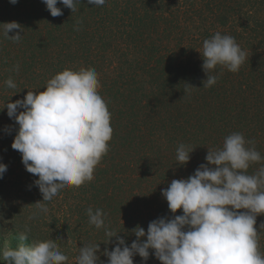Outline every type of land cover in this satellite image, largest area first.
I'll return each instance as SVG.
<instances>
[{"label":"trees","instance_id":"obj_1","mask_svg":"<svg viewBox=\"0 0 264 264\" xmlns=\"http://www.w3.org/2000/svg\"><path fill=\"white\" fill-rule=\"evenodd\" d=\"M57 7L63 15L53 17L42 0H0V23H19L9 35H22L13 42L0 31V163L7 166L0 234L10 235L14 248L26 228L25 243L52 239L66 264H76L84 244L99 245L107 264L103 253L113 250L116 237L108 242L103 228L89 224V207L102 209L105 224L130 247L134 228L147 232L151 221L173 215L162 190L207 164L208 149L222 147L228 135L242 133L264 157V0H106L101 7L81 0L75 12L58 0ZM216 32L234 37L247 58L236 73L217 66L211 73L217 82L203 87L202 45ZM80 68L98 74L113 129L108 151L92 181L60 190L43 202L46 214L29 219L43 197L33 183L38 176L11 147L18 125L4 106L44 91L64 69ZM9 78L16 88L6 86ZM181 143L194 149L184 165L175 159ZM262 165L264 159L251 164L248 174ZM262 222L264 214L255 225L264 254ZM133 262L161 264L152 250L147 261L135 255Z\"/></svg>","mask_w":264,"mask_h":264},{"label":"clouds","instance_id":"obj_2","mask_svg":"<svg viewBox=\"0 0 264 264\" xmlns=\"http://www.w3.org/2000/svg\"><path fill=\"white\" fill-rule=\"evenodd\" d=\"M42 2L53 17L63 15L58 0ZM59 2L75 12L81 0ZM9 3L15 5L18 0ZM87 3L101 7L106 0ZM17 29L21 25L15 21L0 23L3 37L13 42L22 38L19 32L9 35ZM202 48V70L207 75L203 87L217 82V76L211 74L217 66L236 73L247 58L234 37L220 32L205 39ZM14 70L18 72L19 65ZM4 83L10 89L16 88L11 78ZM99 87L95 69H64L47 81L44 91H28L23 99L5 104L8 117L18 125L11 147L21 154L26 170L38 176L33 183L43 197L42 202L35 203L37 211L29 219L46 214L48 208L43 202L51 201L60 190L93 180L113 133L111 114ZM193 150L179 144L177 163L186 164ZM262 159L254 142L242 133L228 135L222 147L208 149L207 164L199 165L186 179H173L162 190L173 215L151 221L147 232L140 226L134 228L136 240L130 247L105 224L102 209L89 207V224L103 228L108 242L116 237L113 250L105 249L103 253L108 257L107 264H134L135 255L147 261L150 250L161 264H264L255 227L257 216L264 214V165L254 174L247 172L251 164ZM6 171L7 166L0 163V178ZM177 210L182 214L175 215ZM260 228H264V222ZM27 231L30 229L19 234L21 243L15 248L0 249L5 264H66L68 256L54 240L25 243ZM98 251L99 245L84 244L75 257L76 264H104Z\"/></svg>","mask_w":264,"mask_h":264},{"label":"rangeland","instance_id":"obj_3","mask_svg":"<svg viewBox=\"0 0 264 264\" xmlns=\"http://www.w3.org/2000/svg\"><path fill=\"white\" fill-rule=\"evenodd\" d=\"M5 246L14 248L10 235L0 234V249H3ZM0 264H5L2 258H0Z\"/></svg>","mask_w":264,"mask_h":264}]
</instances>
